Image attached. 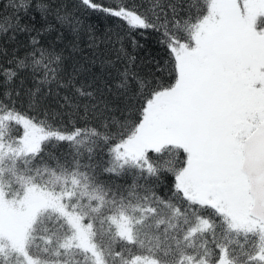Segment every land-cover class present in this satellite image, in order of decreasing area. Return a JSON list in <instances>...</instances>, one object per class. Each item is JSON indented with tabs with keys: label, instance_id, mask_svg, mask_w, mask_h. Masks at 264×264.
Returning <instances> with one entry per match:
<instances>
[{
	"label": "snow or ice",
	"instance_id": "1",
	"mask_svg": "<svg viewBox=\"0 0 264 264\" xmlns=\"http://www.w3.org/2000/svg\"><path fill=\"white\" fill-rule=\"evenodd\" d=\"M0 6L13 42L51 30L33 6L93 43V16L125 33L105 31L115 76L92 91L35 37L0 66V264H264V0ZM146 30L164 55L137 63L123 41Z\"/></svg>",
	"mask_w": 264,
	"mask_h": 264
},
{
	"label": "trees",
	"instance_id": "2",
	"mask_svg": "<svg viewBox=\"0 0 264 264\" xmlns=\"http://www.w3.org/2000/svg\"><path fill=\"white\" fill-rule=\"evenodd\" d=\"M8 0H0V5L7 4ZM105 2H111V0H105ZM138 2V0H137ZM4 9L0 6V12ZM35 16L37 23V29H46L49 24H51V30L43 31L41 30L40 35L37 36L36 32H32L31 35L28 33H17L15 36V42L8 39L12 33H8V36H0V47L8 52V56L0 55V66L8 67V60L11 59V54L15 49L19 56H23L27 46L30 44L33 37L40 41L41 45L45 47H53L58 52H62L64 56V68L68 73H72L73 68L81 69L79 76H77V87L81 84L91 85L88 88L92 91L96 87L103 88L104 81L108 80L109 74L115 76V69L108 63V61L116 60V51L121 47L120 43L108 44L102 42V37L108 29L113 32L121 31L124 35V31L120 29L119 23L114 20H105L103 18L96 19L93 16L92 19L86 21V24H92L95 26L94 30L96 33V42L93 43L89 34L86 31H82L79 35L74 34L67 27H61L55 20L53 16H49L47 22H45L38 11H30L29 15L25 17L24 23H29V18ZM136 41L142 47H138L133 50L131 44V38H126L123 41V46L134 56L137 57V63L141 60H147L150 57L159 58L164 55L162 48L157 43V35L151 30H146L141 35L140 32L133 34ZM20 80H24L26 87L32 86V78L29 72H21L17 79V84ZM47 91V89H45ZM57 89L53 86V94L48 96L44 103L50 107V109L56 111H64L66 109H60L59 104L63 103L62 97L66 94L63 90L59 91V95H56ZM73 95L75 93L73 92ZM99 95V93H97ZM107 96V93H105ZM108 99H112L108 96ZM83 103V101H81ZM79 116H83V111L79 113ZM68 115L62 118L63 123L68 122ZM92 123L98 124L99 121L92 117ZM75 122V120L73 121ZM79 126H83L81 121ZM67 144L61 149L66 150ZM166 190V189H164Z\"/></svg>",
	"mask_w": 264,
	"mask_h": 264
}]
</instances>
